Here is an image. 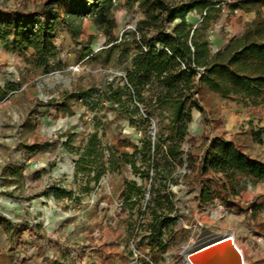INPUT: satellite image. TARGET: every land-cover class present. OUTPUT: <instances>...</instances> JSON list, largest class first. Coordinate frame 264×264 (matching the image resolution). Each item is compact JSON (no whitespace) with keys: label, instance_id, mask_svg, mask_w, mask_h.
I'll return each instance as SVG.
<instances>
[{"label":"rangeland","instance_id":"1","mask_svg":"<svg viewBox=\"0 0 264 264\" xmlns=\"http://www.w3.org/2000/svg\"><path fill=\"white\" fill-rule=\"evenodd\" d=\"M40 1L0 0V8H34ZM113 4L116 41L120 37L128 40L127 33L134 30L141 12L136 5L126 6L123 0H113ZM68 5H60L62 13ZM221 5L219 20L207 30L212 51L224 45L228 37L240 34L244 23L255 15L242 10L230 12L226 0ZM80 19L83 33L76 43L64 27L58 30L60 64L49 71L30 67L25 60L27 53L7 50L0 44V85L10 87L0 94V212L13 219L42 217L45 227L51 230L38 243L45 249L42 253L54 252L58 263L143 264L137 255L150 261L149 248L137 225L139 210L148 197V179L133 172L129 165L115 164L112 141L127 137L141 148L146 135L156 139L159 123H165L166 118L148 106L146 96L142 103L132 98L138 112L132 111L131 100L126 101V113H118L116 105L104 99L94 102L107 81L120 85L124 82L130 56L128 53L118 59V50H110L111 42L90 16L82 15ZM187 20L196 23L199 15L191 12ZM84 43L96 55L79 60L76 51ZM73 65L78 69H72ZM75 90H87L91 96L86 102L72 104L70 113H62L58 109L62 94ZM122 98L128 99L126 95ZM197 98L203 112L191 111L182 142L184 151L192 149L199 154L208 139L221 136L264 162V106L250 107L222 99L205 88L200 89ZM31 145L36 147L34 151L29 150ZM85 152L91 157L80 162ZM184 162L176 165L178 181L169 184L184 222L157 264H182L183 250L230 233L242 249L246 264H264V181L242 179L238 194L232 195L233 205L215 194L198 200L196 185L191 186ZM136 163L153 175L154 163H142L140 158ZM12 169L19 173L9 175ZM3 170L6 175L1 174ZM129 181H136L143 189L134 203L123 199ZM202 183L214 190L205 179ZM53 187L71 190L77 200L55 199ZM31 245L26 240L23 250H12L18 264H37L48 258H35L36 249ZM7 248V242L0 243V251ZM46 263L50 264L48 260Z\"/></svg>","mask_w":264,"mask_h":264},{"label":"trees","instance_id":"2","mask_svg":"<svg viewBox=\"0 0 264 264\" xmlns=\"http://www.w3.org/2000/svg\"><path fill=\"white\" fill-rule=\"evenodd\" d=\"M223 1L123 0L126 6L136 5L141 17L134 30L127 33L129 39L120 37L118 41L112 30L113 0H42L34 8H0L1 46L27 53L25 60L29 66L44 71L60 64L56 44L58 30L64 27L71 41L76 43L83 33L81 16H90L93 24L111 42L110 50H118V59L128 53L130 56L124 82L120 85L107 81L94 102L104 99L115 104L118 113H126V101L131 100L132 111L138 112L137 102H144L146 96L148 106L166 118L165 123H159L156 139L150 140L146 135L141 148L127 137H115L112 141L115 164L129 165L133 172L148 179V197L139 210L137 225L149 248L150 261L137 255L143 264H157L177 232V222L172 216L177 208L169 184L178 181L179 175L174 173L176 165L183 164L184 154L198 200L215 194L227 205H233L232 195L238 194L242 179L264 181V162L247 155L229 139L214 136L208 139L199 154L193 153L192 149H182L191 111L203 112L197 98L201 88L245 106H264V0H226L230 12L242 10L255 15L244 23L240 34L228 37L224 45L212 51L207 30L219 20ZM66 2L69 5L62 13L60 5ZM191 12L199 15L196 23L187 20ZM76 54L79 60L89 54L96 55L85 43L80 44ZM8 89L9 86L0 85V94ZM123 95L128 99H123ZM89 96L91 93L87 90L65 92L58 109L70 113L72 104L86 102ZM35 148L31 145L29 150ZM90 157V153H82L79 161L84 162ZM137 158L142 163H154L153 175L136 163ZM6 172L3 170L1 174L6 175ZM17 172L12 169L9 175L14 176ZM202 179L213 184L214 190L210 191ZM123 192L124 202L134 203L143 189L136 181H129ZM52 196L77 200L71 190L62 187H53ZM133 196L135 200L128 201ZM40 227L41 222L13 221L0 212V229L10 244L9 249L24 230L43 237L45 233ZM1 257L9 262L12 260L3 253Z\"/></svg>","mask_w":264,"mask_h":264},{"label":"water","instance_id":"3","mask_svg":"<svg viewBox=\"0 0 264 264\" xmlns=\"http://www.w3.org/2000/svg\"><path fill=\"white\" fill-rule=\"evenodd\" d=\"M189 259L191 264H243L240 251L227 238L197 248Z\"/></svg>","mask_w":264,"mask_h":264},{"label":"crops","instance_id":"4","mask_svg":"<svg viewBox=\"0 0 264 264\" xmlns=\"http://www.w3.org/2000/svg\"><path fill=\"white\" fill-rule=\"evenodd\" d=\"M4 215H6V214H4ZM6 216L9 217L8 215H6ZM9 218L13 221L21 220V219H13L11 217H9ZM25 220H27L29 222H33V223L41 222L40 231H43L45 233L44 236L43 237H37L31 231L24 230L21 237L17 241V243H15V242L12 243L11 248L9 249L10 244L7 242L4 232L0 229V243L7 242V244H8V248L6 251H4V252L0 251V264H18L17 257L14 253H12V250H14V248H16V247H19L20 250H23L25 247L26 240H27V242H29V244H32L31 249H33V248L36 249V254L34 255L35 258H41L42 256L48 257V258L44 259L45 261H36L37 264L38 263L40 264L41 262H45V264H47L46 260H48V262L50 264H58V260L56 259V254L54 252L51 255L47 254L46 252L42 253L45 249H44V247H42L41 244L38 243V241L45 239L46 236H49L48 231L51 230V229L45 227L44 219L40 216H36L32 219H25ZM25 234H27V239L25 238ZM32 246H33V248H32ZM2 253L7 255V256L12 257V260L9 262V261H6L5 259H3L1 257ZM26 253H28V252H26ZM28 255H30V254H28Z\"/></svg>","mask_w":264,"mask_h":264},{"label":"built area","instance_id":"5","mask_svg":"<svg viewBox=\"0 0 264 264\" xmlns=\"http://www.w3.org/2000/svg\"><path fill=\"white\" fill-rule=\"evenodd\" d=\"M72 69L77 70L78 69V65H73L71 66ZM222 213V212H220ZM218 215V213H216ZM172 216L176 219L177 222V229L178 227L181 225V223H183V218L181 216V213H177V211L175 213L172 214ZM198 223V221H197ZM221 240L225 239V238H220ZM197 249V248H196ZM196 249H192V248H187L185 250L182 251L181 256H182V264H191L189 257L192 255V253L194 252V250Z\"/></svg>","mask_w":264,"mask_h":264},{"label":"bare ground","instance_id":"6","mask_svg":"<svg viewBox=\"0 0 264 264\" xmlns=\"http://www.w3.org/2000/svg\"><path fill=\"white\" fill-rule=\"evenodd\" d=\"M231 235H229V234H224V235H221V236H217V237H214L212 240H210V241H208V242H205L204 244H202V245H200V246H198V247H196V248H199V247H201V246H203V245H206V244H208V243H210V242H212V241H215V240H217V239H220V238H227V239H229V240H231L232 242H233V244H235V241H234V238H233V235H232V233H230ZM205 239V238H204ZM236 245V244H235ZM237 247V246H236ZM196 248H194V249H196ZM238 248V247H237ZM238 250L240 251V253H241V256H242V260H243V264H246V261H245V257H244V253H243V251H242V249H239L238 248Z\"/></svg>","mask_w":264,"mask_h":264}]
</instances>
